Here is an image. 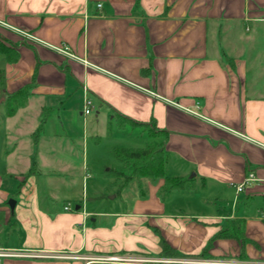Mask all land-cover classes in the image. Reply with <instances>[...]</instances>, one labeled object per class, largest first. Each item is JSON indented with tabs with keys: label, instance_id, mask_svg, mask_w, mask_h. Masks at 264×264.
<instances>
[{
	"label": "crops",
	"instance_id": "obj_1",
	"mask_svg": "<svg viewBox=\"0 0 264 264\" xmlns=\"http://www.w3.org/2000/svg\"><path fill=\"white\" fill-rule=\"evenodd\" d=\"M0 41L18 55L0 53V101L27 88L5 117L0 264H264V208L250 212L264 201V0H0ZM86 96L97 119L165 131V173L193 190L163 197L147 180L128 210L42 203L31 167L74 157Z\"/></svg>",
	"mask_w": 264,
	"mask_h": 264
},
{
	"label": "rangeland",
	"instance_id": "obj_2",
	"mask_svg": "<svg viewBox=\"0 0 264 264\" xmlns=\"http://www.w3.org/2000/svg\"><path fill=\"white\" fill-rule=\"evenodd\" d=\"M254 30L255 28H250L251 32ZM258 59L259 61H264V55ZM252 60V57L248 58L249 63ZM18 107L16 105L15 110L10 113V109L0 101L1 175L6 172L4 164V159L6 158L5 148L7 147L9 150V157L14 142L11 139V130L8 127L11 123L5 117L7 114L13 116ZM97 112L98 108L86 119L83 115L76 119L77 135L70 139V142H74L76 146L74 157L64 155L65 160L61 161L63 155L59 154L57 163L44 164L42 160L44 154H40L41 161L31 167V172L33 174L36 172L38 178L42 203L48 204L50 207H60L69 204L72 208L84 205L89 210L103 208L128 210L139 198V194L145 191L146 186L144 185H146L147 180H132L128 183L124 177L118 178V176L114 175L116 172H126V167L123 162L114 156L113 150L115 148L140 149L148 147L152 139L149 137L148 132L145 131L147 128L139 124L132 125L130 123H126L124 127L120 128L117 117L101 116L97 119ZM44 119H46V116H44ZM55 132L60 133L58 123L49 121L45 132L46 142L44 146H49L52 143L53 140L48 138V136ZM24 141L25 143L27 142L25 139ZM64 141L65 139L62 137V139L58 140V143L60 142L63 145ZM70 162H72V165ZM84 165L86 168H84ZM19 168L24 171L28 170L26 166H19ZM39 173L42 174L40 175ZM85 176H88L87 181H84ZM23 178L26 180V174H24ZM162 195L165 197V193H162ZM11 200L15 201L14 199ZM261 208H264L262 199L251 201V213L255 214Z\"/></svg>",
	"mask_w": 264,
	"mask_h": 264
},
{
	"label": "trees",
	"instance_id": "obj_3",
	"mask_svg": "<svg viewBox=\"0 0 264 264\" xmlns=\"http://www.w3.org/2000/svg\"><path fill=\"white\" fill-rule=\"evenodd\" d=\"M0 53L5 54L9 61L14 62L17 60L18 55L11 48L6 47L0 41ZM2 75L0 74V82H2ZM27 88L20 89L19 91L8 94L7 96V108L10 109V113L15 110L18 101L24 100L26 97ZM9 113V111H8ZM117 117L118 125L120 128L124 127L126 123L132 125H141L148 132L149 137L152 139L150 145L146 148H115L113 150L114 156L121 162L124 163L126 167V173L116 172L114 175L118 178H123L129 183L132 180H151L158 181L163 180L164 185L162 192L169 193L173 191L182 190H193L194 184L193 179L189 177H168L165 173V162H166V152L164 149V139L166 138V132L160 131L156 126L150 123H140L124 117L119 114H115ZM41 128H39L34 134V140L39 139ZM27 175H30L28 173ZM240 221V220H239ZM231 228L228 230H223L218 235V238H226L231 234ZM240 234H242V229H240ZM163 245V251L171 252L169 247L161 242Z\"/></svg>",
	"mask_w": 264,
	"mask_h": 264
},
{
	"label": "built area",
	"instance_id": "obj_4",
	"mask_svg": "<svg viewBox=\"0 0 264 264\" xmlns=\"http://www.w3.org/2000/svg\"><path fill=\"white\" fill-rule=\"evenodd\" d=\"M97 6L99 9L102 8L101 4H98ZM58 51H60L62 54H64L68 58H72V59L77 58L75 56V54L73 53L71 47L67 44L60 45L58 48ZM83 89H84L85 93H87V88L84 87ZM92 112H93V102L88 96H86L84 98V101H83V116H84V118L86 119V117H88L90 114H92ZM255 178L256 177L253 173H249L248 177L245 179V181L243 183H241L240 185L236 186L237 193L243 192L251 182L256 180ZM65 210H69V205L65 206ZM4 255L5 254L2 253V250H0V258L4 257ZM112 259H115V258H112ZM214 264H216V263H214Z\"/></svg>",
	"mask_w": 264,
	"mask_h": 264
},
{
	"label": "water",
	"instance_id": "obj_5",
	"mask_svg": "<svg viewBox=\"0 0 264 264\" xmlns=\"http://www.w3.org/2000/svg\"><path fill=\"white\" fill-rule=\"evenodd\" d=\"M191 177H192V176H191ZM9 204H10L11 209H14V207H15V201L11 200V201L9 202Z\"/></svg>",
	"mask_w": 264,
	"mask_h": 264
}]
</instances>
